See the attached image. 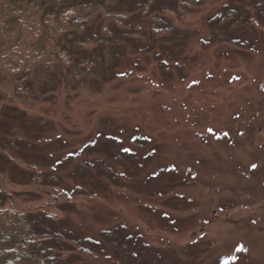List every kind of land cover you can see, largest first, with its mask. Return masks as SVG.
<instances>
[{
	"label": "rangeland",
	"instance_id": "rangeland-1",
	"mask_svg": "<svg viewBox=\"0 0 264 264\" xmlns=\"http://www.w3.org/2000/svg\"><path fill=\"white\" fill-rule=\"evenodd\" d=\"M155 1L170 35L134 15L142 33L103 37L94 14L67 44L68 60H95L76 81L66 56L49 74L32 67L29 93L0 71L18 111L0 110V188L94 240L99 264H264V0ZM227 9L229 40L210 21ZM35 171L54 184L29 183Z\"/></svg>",
	"mask_w": 264,
	"mask_h": 264
},
{
	"label": "trees",
	"instance_id": "trees-1",
	"mask_svg": "<svg viewBox=\"0 0 264 264\" xmlns=\"http://www.w3.org/2000/svg\"><path fill=\"white\" fill-rule=\"evenodd\" d=\"M174 3L178 6L181 1L174 0ZM183 3L180 7L185 9L187 5ZM261 5L259 17L263 19L264 2ZM156 6L155 0H0V71L6 69L14 79L17 90L29 93L32 67L37 72L46 69L49 74L50 69L57 66L55 62L58 56H66L62 58L72 80L76 81L81 69L88 71L94 67L95 60L80 63L70 57L69 61L67 44L75 40L76 35L88 33L94 14L103 15L100 23L103 37L112 38L115 30L128 31L136 27L142 33L145 30L143 24L132 21V17L137 15L141 19L148 18L152 37L165 38L173 30L167 19L155 13ZM234 15L232 9H227L221 16L218 14L210 19L217 26H226L220 32L226 40L231 35L227 38L226 31L236 22L233 20ZM83 39V43L78 42V47L83 48L88 43L86 37ZM113 53L114 49L108 43L104 49L108 65ZM68 55L73 56L70 53ZM36 82L39 84L42 80ZM2 94L0 92L2 114L12 117L18 115V111L3 103ZM98 145L95 141L86 147L97 148ZM70 158L71 155L66 157ZM81 166L82 172L84 165ZM25 179L38 187L52 186L55 180L52 175L47 176L38 171L27 173ZM53 222H57L58 226ZM107 235L110 239L115 238L114 233ZM86 242L95 249L90 250L82 239L72 236L59 219L44 212L22 209L10 194L0 188V264H99L96 260L100 256L95 254L98 253L95 251L97 243L92 239H86ZM122 245L128 249V239ZM81 257H89L96 262L84 263Z\"/></svg>",
	"mask_w": 264,
	"mask_h": 264
},
{
	"label": "snow or ice",
	"instance_id": "snow-or-ice-1",
	"mask_svg": "<svg viewBox=\"0 0 264 264\" xmlns=\"http://www.w3.org/2000/svg\"><path fill=\"white\" fill-rule=\"evenodd\" d=\"M125 151H127V149Z\"/></svg>",
	"mask_w": 264,
	"mask_h": 264
}]
</instances>
